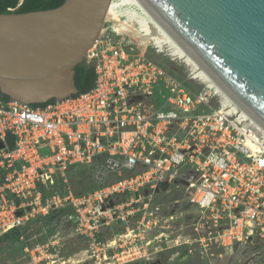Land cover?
I'll return each instance as SVG.
<instances>
[{
    "label": "built area",
    "instance_id": "obj_1",
    "mask_svg": "<svg viewBox=\"0 0 264 264\" xmlns=\"http://www.w3.org/2000/svg\"><path fill=\"white\" fill-rule=\"evenodd\" d=\"M121 1L112 0L84 59L95 74L89 91L37 107L0 100L2 232L68 208L63 220L75 234L100 245L133 205L146 210L166 182L183 187L197 210L193 243L229 248L256 240L264 248V133L189 68L181 81L149 59L148 48L119 23L123 12L136 10ZM78 166L93 168L102 185L81 196L44 197ZM115 197L124 199L112 203ZM53 247L25 249L29 264L37 263L34 252Z\"/></svg>",
    "mask_w": 264,
    "mask_h": 264
},
{
    "label": "water",
    "instance_id": "obj_2",
    "mask_svg": "<svg viewBox=\"0 0 264 264\" xmlns=\"http://www.w3.org/2000/svg\"><path fill=\"white\" fill-rule=\"evenodd\" d=\"M134 1L264 133V0ZM111 2L64 0L54 9L0 14V92L28 105L77 94L74 69L99 38ZM7 142L13 146L14 136ZM168 190L164 182L156 193Z\"/></svg>",
    "mask_w": 264,
    "mask_h": 264
},
{
    "label": "rangeland",
    "instance_id": "obj_3",
    "mask_svg": "<svg viewBox=\"0 0 264 264\" xmlns=\"http://www.w3.org/2000/svg\"><path fill=\"white\" fill-rule=\"evenodd\" d=\"M146 46L149 59L175 78L187 79L188 67L170 56L165 47L163 52H157L152 45ZM199 88L195 84L194 91ZM94 174L93 168L78 166L66 174V183L56 182L44 190L43 195L46 198L52 194L63 197L68 191L74 196L85 195L102 185L93 179ZM120 199L124 198L115 197L111 202ZM188 200L189 194L183 187L170 186L167 192L156 195L146 210L139 203L133 205L136 211L126 222L114 223L101 237L103 242L100 245H90L76 235L72 222L68 220L54 221L53 227L31 222L22 231L23 241L14 251H0V264H29L31 257L25 249L35 250L50 242H54L55 247L49 252L42 254L41 249L40 253L34 252L36 264H264V248L256 240L252 244L229 248H208L193 243L197 210ZM127 229L133 232L128 237L119 238L127 234ZM2 233L0 228V235ZM113 239V245H103ZM49 254L55 257L43 258ZM39 256L41 261H38Z\"/></svg>",
    "mask_w": 264,
    "mask_h": 264
},
{
    "label": "trees",
    "instance_id": "obj_4",
    "mask_svg": "<svg viewBox=\"0 0 264 264\" xmlns=\"http://www.w3.org/2000/svg\"><path fill=\"white\" fill-rule=\"evenodd\" d=\"M64 0H0V14L6 13H28L34 11L48 10L59 7ZM95 74L90 66L84 63L79 64L74 69L73 80L77 88V94L72 97L89 91L94 84ZM0 100L8 101L9 98L0 92ZM54 102L50 100L45 104H32L33 107L44 106L48 103ZM11 199V198H10ZM69 212L68 208L56 209L50 211L46 215H38L35 220L30 219L23 227L9 229L0 235V251L2 250H15L17 245L23 241V230L26 229L31 222L41 223L45 227H53V222H63V217Z\"/></svg>",
    "mask_w": 264,
    "mask_h": 264
},
{
    "label": "bare ground",
    "instance_id": "obj_5",
    "mask_svg": "<svg viewBox=\"0 0 264 264\" xmlns=\"http://www.w3.org/2000/svg\"><path fill=\"white\" fill-rule=\"evenodd\" d=\"M113 4L110 6L109 12L110 10H112ZM121 4L135 6L136 10L128 9L123 12V15L126 16V20L120 21L119 23L121 26L126 28V30H129L132 34H134L135 38L138 39L140 44L145 49L147 48L146 45L149 44L152 45L155 49H157V52H163V47H165L169 51L170 56L180 60L193 72L195 78L202 77L205 81H208L214 88H217L186 57V55L155 25V23L142 11V9L136 4L134 0H122ZM109 15L110 13H108L107 16ZM113 244L114 243L111 242V245Z\"/></svg>",
    "mask_w": 264,
    "mask_h": 264
}]
</instances>
